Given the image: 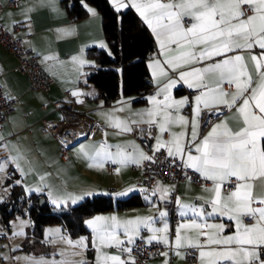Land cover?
Masks as SVG:
<instances>
[{
  "label": "crops",
  "instance_id": "crops-1",
  "mask_svg": "<svg viewBox=\"0 0 264 264\" xmlns=\"http://www.w3.org/2000/svg\"><path fill=\"white\" fill-rule=\"evenodd\" d=\"M110 5L117 12L132 10L143 25L149 30L152 35L156 52L147 61V67L150 76L151 90L140 98V103L136 98L119 97L115 102L106 103L103 98V92L95 88L88 82V77L96 69L99 64L94 57L88 55V52L94 49H107L102 29V19L97 10L90 5L84 4L88 16L79 21H72L69 18L68 11L61 4V0H56L53 6H40L39 0H23L16 8H5L0 17V22L3 27L16 38L22 40V44L26 49L38 58V61L43 65L46 72L53 78L54 84L47 93L37 92L30 89L27 79L21 76L16 71L17 62L11 54L0 47V84L3 87L5 95L15 100L14 111L8 116L7 120L0 125V145H8L7 148L0 147V162H4V171L0 172V193L7 194L6 180L3 174L14 177L21 183L23 191L28 196H36L40 200H44L42 205H47L53 212L62 213L68 212L70 209L81 205L88 199L93 197H111L116 200H125L131 196H139L142 205L126 210H111L93 215L85 221V227L89 234L86 236L72 237L62 224L48 225L43 228L40 234L33 231L32 222H26L21 229V222H13L10 229L12 243L9 245L6 241L0 242V264H13L11 256L14 255L15 264H31L32 258L44 257L45 259L67 260L75 262L84 260L87 264H97V258H100V264H115L106 257L119 256L122 261L131 260L130 252L122 251L124 248L132 249L138 240H142L145 244L161 243L164 246L172 245L173 251L170 254L168 251L162 252L159 256L152 259L147 264H204L207 262V257L201 258L198 251V259L196 263H191L186 258V250L195 247H189V243H203L206 237L201 236L200 232L215 233V228H194L191 227L193 219L190 208H185L183 205L199 207L203 205L205 210H211L206 200L212 197L211 186H196L190 180H185L177 186L179 200L178 214L179 224L174 228V235L170 241V224L167 216L160 217L161 211L165 212L160 203L170 198V195L175 190V186L169 182H159L153 189H158L155 195L146 194L142 187L136 185V179L141 175L140 170L133 167L140 166L144 160H139L138 163H113V160H119L122 155H129L132 158L138 156L139 152H144L141 142L131 136V131L123 130V124L117 127V122L126 123L129 128H132L133 120H140L141 117L135 113L143 112L144 110L152 109L155 111V105L149 97L155 96L156 93L166 84L169 78L177 79L178 83L173 87L168 95L174 100H179L184 97L188 98V103L183 105L178 110L170 108L173 117L184 116L188 120L187 125L170 124L168 130L161 133L158 123L161 119L157 115L155 119L156 136L150 145L151 153L156 151L158 139L161 143L171 141L173 133H185L180 138V143L187 148L191 140L193 119V108L195 107V97L200 94L203 89L190 88L186 83L178 80V75L173 72L167 65H163L167 75H162L157 61L163 62L171 56L178 55V51L163 52L157 42L151 28L144 22V19L131 6V0H124L128 6L117 9V4L113 0H108ZM8 0H0L2 5H5ZM33 9L30 13H26L27 9ZM91 8L95 11V15L88 11ZM26 16L28 22L26 21ZM104 47H101V45ZM175 48V45L171 46ZM202 45L197 46L198 52ZM253 52L259 54L258 48L253 49ZM228 55H233L229 53ZM246 58L247 54L245 53ZM77 57L74 61L72 58ZM224 59V57H213L212 60L204 59L199 62H193L178 71H190L192 68H204L207 65ZM83 60L85 63L81 64ZM250 70L251 65H249ZM215 79L214 74L205 76L206 83H212ZM225 90L234 91L227 84L223 85ZM73 92L78 95H73ZM66 93H69L75 99V111L81 114H87L89 119L96 121L105 128L104 132L99 131L94 140L85 141L69 151V159L63 161L58 156V145L51 140V137L45 133L39 121L43 117L49 120H57L59 116L52 114V103L66 100ZM156 99L161 101L164 99V93L157 96ZM160 108L163 105L159 106ZM218 107H224L219 105ZM200 106V110L203 109ZM235 113V108L231 109L227 115L218 119L211 127H209L204 136L211 131L212 127L220 124L222 121H227L229 127L234 130L240 125L232 119ZM147 120L145 114L143 117ZM198 137L195 143H198L201 138L199 135L203 132L199 115L196 117ZM146 124V123H138ZM94 131L92 128L91 133ZM90 133V134H91ZM89 134V135H90ZM168 135V140L166 139ZM89 138V136H88ZM172 147L166 144L159 151H165L168 155V148ZM187 151V149H186ZM99 153V156L96 154ZM119 154V155H118ZM20 156L19 161L13 160L12 157ZM193 155L196 153L193 151ZM170 156V155H168ZM170 157L182 160L179 155L175 154ZM186 156L183 158L184 161ZM110 162L114 169L110 173L106 170V164ZM193 170L192 168H190ZM196 172L195 170H193ZM200 177V173L196 172ZM264 178L256 177L254 184L258 186ZM167 189V192H163ZM127 192L124 196H117V193ZM88 193H92L88 195ZM148 196L150 199H145ZM2 197L0 194V201ZM75 200V203H73ZM182 211L187 212L186 216H181ZM112 217L115 216L118 221L136 220L153 217L150 222V227L145 228L141 225L138 234L129 233L125 235L123 230H119L115 238L101 243L96 239L92 228L87 225V221L95 217ZM21 219V218H20ZM25 219V218H24ZM198 223L208 224H223L224 230L222 235H231L235 232L234 221L229 220L227 216H214L212 218H195ZM167 224L166 232H153L150 228H163ZM184 225V227H180ZM181 237V247H176L177 229ZM59 230L56 232L55 230ZM51 230V231H50ZM14 235L13 233H19ZM1 233V230H0ZM61 236L65 237L64 240ZM86 238L88 257L83 253V249L73 247L66 241L73 242L80 238ZM153 237H155L153 239ZM131 238L132 242L129 243ZM54 241V242H53ZM117 241H122V244H117ZM217 245H206L205 251L209 248H215ZM63 255H59V253ZM80 252L81 255L73 253ZM166 253V255H164ZM27 258V259H26Z\"/></svg>",
  "mask_w": 264,
  "mask_h": 264
},
{
  "label": "snow or ice",
  "instance_id": "snow-or-ice-1",
  "mask_svg": "<svg viewBox=\"0 0 264 264\" xmlns=\"http://www.w3.org/2000/svg\"><path fill=\"white\" fill-rule=\"evenodd\" d=\"M113 2L117 4V9L128 6L124 0H113ZM55 4L56 0H39L40 6H53V10H56ZM131 6L151 28L163 50L162 54L179 50L178 55L171 56L163 62H156L161 74L167 75L163 67L167 65L177 73L178 80L186 83L188 87L203 89L195 97L191 140L187 151L180 143V138L185 135L183 132L173 133V139L164 143L157 138L156 146V151H159L166 144L172 145L168 148V155H173L174 148L175 154L182 160L184 156L187 157L184 161L185 167L192 168L200 173L202 179L212 181L214 185L212 189H205L212 192V197L205 201L211 210H205L203 205L199 207L183 205V207L190 208L192 212L191 227L215 228L217 231L215 233L201 231L200 235L206 237V240L203 243H189L188 246L195 247L201 258L207 257L206 264H264V181L258 186V190L254 184L256 177L264 178V0H131ZM32 10L29 8L26 13ZM88 11L95 15L93 9L89 8ZM27 22L26 16L25 23ZM172 45H175V48H172ZM200 45L203 47L197 52L196 48ZM101 47L104 45L102 44ZM256 48L260 50L259 54L252 51ZM229 53L233 55H228ZM213 57H224V59L217 60L204 68L178 71L193 62L212 60ZM72 59L76 61L78 58ZM80 63L83 64L85 61L81 60ZM208 74L215 76L212 83L205 82V76ZM177 83V79L169 78L155 96L149 97V100L157 105V109L135 113L141 119L133 120L132 123L157 124L155 117L160 115L158 126L161 133L167 131V126L170 124L187 125L189 122L186 117L182 115L173 117L168 111L170 108L178 110L188 103L187 97L174 100L168 95ZM224 84L234 88V91L225 90ZM161 93H164V99L158 101L156 97ZM73 95L78 93L73 92ZM160 105L163 107L160 108ZM201 105L217 111L219 105L229 110L235 108L232 119L240 126L234 130L229 127L226 120L222 121L214 125L207 135L195 143L198 137L196 117L200 113ZM145 114L147 120L143 119ZM213 115H216V112ZM121 124L123 130L132 131L123 122H117L116 126L120 127ZM0 147L7 148L8 145H0ZM193 151L196 155H193ZM96 155L99 156V153ZM12 159L19 161L21 157L18 155ZM150 159L152 158L139 152L135 158L122 155L118 161L113 160V163H138L139 160ZM3 171L4 162H0V172ZM233 184L234 188L230 190L229 186ZM157 190L153 189L152 195H155ZM162 191L166 193L167 189ZM126 194L127 192H120L116 195ZM145 199L150 197L146 196ZM177 203H179L178 199ZM180 215L186 216L187 212L182 211ZM159 216L165 217L167 213L161 211ZM214 216H227L229 220L234 221L235 232L225 236L222 235L225 227L223 224H208L206 221L198 223L195 219ZM153 220V217H147L118 221L115 216H98L86 223L92 228L96 239L104 243L115 238L119 230H123L125 235L138 234L141 225L149 228ZM25 223L21 222V229ZM150 230L166 232L167 224L165 223L163 228H150ZM55 231L59 232L58 229ZM13 234L20 235L22 231ZM61 239L64 240L65 237L61 236ZM85 240L86 238L82 237L75 242L71 240L66 242L73 247L83 249L87 247ZM131 242L130 238L129 243ZM122 243L117 241V244ZM206 245H217V247L205 251ZM181 246L178 228L176 247ZM122 251L130 252L131 249L124 248ZM59 255L62 256L63 253ZM106 259L112 260L115 264H125L119 256H110ZM31 264H87V262L40 257L32 258ZM97 264H100L99 257Z\"/></svg>",
  "mask_w": 264,
  "mask_h": 264
},
{
  "label": "built area",
  "instance_id": "built-area-1",
  "mask_svg": "<svg viewBox=\"0 0 264 264\" xmlns=\"http://www.w3.org/2000/svg\"><path fill=\"white\" fill-rule=\"evenodd\" d=\"M23 0H8L5 5L0 3V17L3 10L7 8L18 7ZM0 47L6 50L16 60V71L25 77L30 85V89L37 92L47 93L54 84L53 78L46 72L43 65L38 61V58L31 50L26 49L22 40L16 38L9 33L0 22ZM15 100L8 98L0 84V125L3 124L8 116L14 111ZM75 99L66 93V100L64 102L58 101L52 103V114H57L59 119L49 120L46 116L43 117L39 124L42 130L47 133L53 142L58 145V156L61 160L67 161L69 159V151L85 141L94 140L96 134L105 128L93 120L94 131L89 135V138H77V128L84 125L85 119L81 118V113L74 109ZM229 109L225 107H218L217 109L203 108L200 110L199 117L203 132L199 138L204 136L206 130L211 127L218 119L224 117L229 113ZM216 112V115L213 113ZM156 126L149 124H136L132 126L131 136L141 142L144 152L151 157L150 160L144 162L133 169H138L141 175L136 179V185L142 187L146 194H152L153 188L159 182H169L175 186V190L170 195V198L160 203V207L167 213L168 222L170 224V241L174 235V228L179 224L180 218L178 214L177 204V186L185 181L190 180L196 186H211L212 182L202 179L196 172L188 167H185L182 160L170 157L165 151H158L151 153L150 145L156 136ZM168 140V135H166ZM187 149V148H186ZM114 166L108 162L106 170L112 172ZM6 181L16 184L21 187V183L10 175L3 174ZM230 190L234 188V184L229 186ZM146 190V191H145ZM0 201V239L6 241L9 245L12 243L10 236V229L13 221L17 218H25L29 220L28 216H16L13 219L5 220L1 207L4 204H12L16 201L19 204L26 203L32 206L33 202L30 197L23 191V194L16 200L11 201L7 194L1 191ZM249 221H246V223ZM168 251L170 254L173 251L171 243L164 246L161 243L145 244L142 240H138L130 251L131 260L126 264H147L162 252ZM83 253L88 257V250L83 249ZM186 258L191 263H196L198 259V251L196 248L186 250ZM11 261L15 264L14 255L11 256Z\"/></svg>",
  "mask_w": 264,
  "mask_h": 264
},
{
  "label": "trees",
  "instance_id": "trees-1",
  "mask_svg": "<svg viewBox=\"0 0 264 264\" xmlns=\"http://www.w3.org/2000/svg\"><path fill=\"white\" fill-rule=\"evenodd\" d=\"M72 21L88 16L84 4L93 6L102 19V29L107 49H94L88 55L94 57L99 68L88 77V82L103 92L106 103L115 102L119 97L140 98L148 93L152 86L147 61L155 54V42L149 30L132 11L117 12L108 0H61ZM14 178V177H13ZM6 193L11 201L23 194V189L6 181ZM32 206L26 203L4 204L1 207L5 220L16 216H28L33 231L40 234L45 226L62 224L72 237L89 234L85 221L95 214L111 210H126L139 207V196L125 200L111 197H93L68 212H53L47 205L40 204V198L30 196Z\"/></svg>",
  "mask_w": 264,
  "mask_h": 264
},
{
  "label": "bare ground",
  "instance_id": "bare-ground-1",
  "mask_svg": "<svg viewBox=\"0 0 264 264\" xmlns=\"http://www.w3.org/2000/svg\"><path fill=\"white\" fill-rule=\"evenodd\" d=\"M81 118L85 119V122L81 128H77V138H88L92 128L94 127V123L91 119H89L87 114H81Z\"/></svg>",
  "mask_w": 264,
  "mask_h": 264
},
{
  "label": "rangeland",
  "instance_id": "rangeland-1",
  "mask_svg": "<svg viewBox=\"0 0 264 264\" xmlns=\"http://www.w3.org/2000/svg\"><path fill=\"white\" fill-rule=\"evenodd\" d=\"M30 197V196H29ZM20 220H24V222H29V220L28 219H24V218H17V219H15L13 222H19ZM21 222V221H20ZM2 240L0 239V242H1Z\"/></svg>",
  "mask_w": 264,
  "mask_h": 264
},
{
  "label": "water",
  "instance_id": "water-1",
  "mask_svg": "<svg viewBox=\"0 0 264 264\" xmlns=\"http://www.w3.org/2000/svg\"><path fill=\"white\" fill-rule=\"evenodd\" d=\"M44 203V200H40V204L42 205Z\"/></svg>",
  "mask_w": 264,
  "mask_h": 264
}]
</instances>
